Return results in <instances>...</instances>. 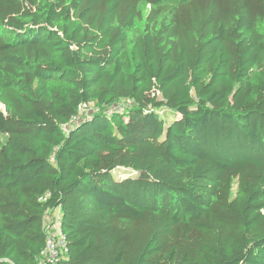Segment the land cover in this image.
I'll list each match as a JSON object with an SVG mask.
<instances>
[{
  "label": "trees",
  "instance_id": "1",
  "mask_svg": "<svg viewBox=\"0 0 264 264\" xmlns=\"http://www.w3.org/2000/svg\"><path fill=\"white\" fill-rule=\"evenodd\" d=\"M0 105V264H264V0H0Z\"/></svg>",
  "mask_w": 264,
  "mask_h": 264
},
{
  "label": "built area",
  "instance_id": "2",
  "mask_svg": "<svg viewBox=\"0 0 264 264\" xmlns=\"http://www.w3.org/2000/svg\"><path fill=\"white\" fill-rule=\"evenodd\" d=\"M86 108V105L80 108V115L79 117H74V122L80 119L82 112L85 111ZM61 220L62 215L59 213L54 215L47 213L44 217V227L47 232V241L46 247L41 254V264L45 263L46 261L49 263H54L59 256H63V254H66L67 252V238L61 229Z\"/></svg>",
  "mask_w": 264,
  "mask_h": 264
},
{
  "label": "rangeland",
  "instance_id": "3",
  "mask_svg": "<svg viewBox=\"0 0 264 264\" xmlns=\"http://www.w3.org/2000/svg\"><path fill=\"white\" fill-rule=\"evenodd\" d=\"M1 107H2V105H0ZM87 106V108H86V110L85 111H83L82 112V114H81V118L79 119V120H81V119H84V118H86L87 116H89L91 113H93L94 111H95V109H97L96 107V105L95 104H90V105H86ZM78 120V121H79Z\"/></svg>",
  "mask_w": 264,
  "mask_h": 264
}]
</instances>
